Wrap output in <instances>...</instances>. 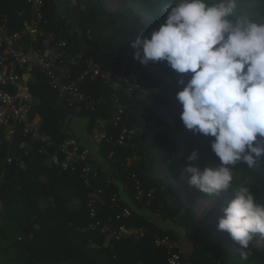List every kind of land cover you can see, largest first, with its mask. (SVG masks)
Instances as JSON below:
<instances>
[{
  "label": "trees",
  "instance_id": "16d2710c",
  "mask_svg": "<svg viewBox=\"0 0 264 264\" xmlns=\"http://www.w3.org/2000/svg\"><path fill=\"white\" fill-rule=\"evenodd\" d=\"M135 1L149 20L134 12L112 10L102 0H44L45 21L41 27L67 37L71 52L82 51L78 69L91 58L111 70L112 77H125L150 91L141 96L134 87L128 92L123 82L113 90L101 78L87 79L80 86L94 99V106L76 110L57 97L43 75L33 73L32 114L40 115V129L52 139L49 153L57 149L68 130L76 137L71 128L73 119H85V129L91 135L99 120H110L116 97L125 106L123 125L134 129V134L122 144H98L97 151L108 166L103 169L90 157L96 174L91 177V185H86L79 166L76 170H62L51 164L46 161L49 153L40 152L41 143L36 141L29 143L25 169L14 161L8 163V157L15 158L22 151L19 144L25 137L18 126L12 138L7 139L0 125V264H166V249L154 244L156 235H169L180 246L188 242L193 248L185 254L188 264H237L235 257L210 241L194 208L181 202L156 173L157 163L161 162L172 178L188 177L190 174H183L188 164L202 169L218 163V157L210 147V139L214 138L182 130L181 105L167 95L171 91L176 96L183 87L177 80L183 75L187 82L191 74H178L164 61L143 65L133 58L132 39L158 29L164 22L161 13L168 0ZM27 9V0H0V18L6 16L10 33L21 29ZM236 14L264 21V0L237 1ZM76 28L83 31L81 36L76 35ZM123 125L107 122V137L115 139ZM194 149L198 159L190 162L187 157ZM258 162L251 169L238 162L232 168L229 191L247 186L254 199L264 204V156ZM115 181L124 186L129 204L118 197ZM135 181L143 189V197H135ZM93 190H100L97 219L107 223V218L112 217V227L144 226L145 235L109 243L97 230L82 231L91 221L87 204ZM114 195L118 206L112 201ZM75 201L79 205H73ZM125 206L131 209V215L122 213ZM242 252L247 253L245 264H264V248L253 241L247 249H241L240 255Z\"/></svg>",
  "mask_w": 264,
  "mask_h": 264
},
{
  "label": "clouds",
  "instance_id": "9594fccd",
  "mask_svg": "<svg viewBox=\"0 0 264 264\" xmlns=\"http://www.w3.org/2000/svg\"><path fill=\"white\" fill-rule=\"evenodd\" d=\"M165 21L131 47L141 64L164 61L178 74L180 119L187 130L210 139L218 163L188 164V183L217 197L232 186V168H255L264 156V21L236 14L237 0H168ZM198 151L187 160L195 162ZM222 209L217 228L247 249L264 236V204L240 186ZM242 258L247 253L242 252Z\"/></svg>",
  "mask_w": 264,
  "mask_h": 264
},
{
  "label": "built area",
  "instance_id": "2783aa9c",
  "mask_svg": "<svg viewBox=\"0 0 264 264\" xmlns=\"http://www.w3.org/2000/svg\"><path fill=\"white\" fill-rule=\"evenodd\" d=\"M29 9L25 10L27 18L22 21L21 29L13 33L8 31L6 16L0 18V125L5 129V137L12 138L19 126L25 137L19 144L22 151L15 157H8L7 162L14 161L20 168L25 169V156L28 155V147L31 141L41 143L42 153L48 154L52 146L50 135L40 129L41 117L32 114L33 96L31 92V77L34 72L43 75L47 85L56 93L67 107L80 110L83 107L93 108L94 99L82 88L85 80L101 78L110 83L113 90H117L120 82L126 85V89L137 88L141 96L149 93V89L141 87L137 83H130L125 77L111 75V70L102 68L91 58L84 61V67L78 69L82 51L73 53L69 48L68 38L59 33L44 31L41 27L43 19L44 0H27ZM77 36L83 31L75 29ZM89 39L92 35L86 31ZM76 71L74 73V69ZM74 73V74H73ZM153 91V90H152ZM157 91V90H154ZM173 102H177L171 91H167ZM114 100V110L110 120H99L97 128L92 133V139L98 145L102 141H114L122 144L134 134V129H129L122 120L125 115V106L119 103V98ZM112 122L114 125H123L119 135L113 139L107 137L105 125ZM182 130L190 132L184 125ZM48 161L62 170H76L79 166V174L86 185H91V177L96 174L95 164L90 160V152L82 146L80 141L67 131L64 140L57 149L47 156ZM135 197L144 196V191L138 181H135ZM100 190H93L88 194V214L91 218L89 224L82 231L97 230L105 236V241L111 243L122 238L139 239L146 233L144 226H126L121 224L112 227V217L107 218V223L97 219L98 198ZM148 197L151 195L148 193ZM118 197L114 195L112 201L118 206ZM122 213L131 215L129 207L122 208ZM120 214L116 215L119 218ZM154 244L166 249V264H188L186 255L177 241L169 235L154 236Z\"/></svg>",
  "mask_w": 264,
  "mask_h": 264
},
{
  "label": "rangeland",
  "instance_id": "374dc122",
  "mask_svg": "<svg viewBox=\"0 0 264 264\" xmlns=\"http://www.w3.org/2000/svg\"><path fill=\"white\" fill-rule=\"evenodd\" d=\"M103 3L112 10H122L137 13L145 20L150 18L142 10L141 6L135 0H102ZM241 2L242 0H237ZM167 10L161 13L163 21H165ZM75 125H73V128ZM158 176L165 180L170 188L175 192L177 198L184 204L194 208L196 217L209 232V239L212 243L217 244L221 250L228 252L235 257L237 264H245L244 259L240 255V245L233 241L229 234L218 230V218L223 216L222 209L227 206L232 199L233 192L223 193L220 196L210 195L198 190L196 187L188 183L187 176H181L177 179L172 178L167 168L161 163H157ZM253 242L264 248V236L256 235Z\"/></svg>",
  "mask_w": 264,
  "mask_h": 264
},
{
  "label": "crops",
  "instance_id": "0c3cea01",
  "mask_svg": "<svg viewBox=\"0 0 264 264\" xmlns=\"http://www.w3.org/2000/svg\"><path fill=\"white\" fill-rule=\"evenodd\" d=\"M73 125H75V127L73 128ZM86 126V121L85 119L78 117L72 120L71 123V128L73 129V131L76 134L77 139L85 146L88 148L89 152H90V157H92V159L95 161V164L100 165L103 169H106L107 162L105 161V158L97 151L98 149V145L94 142V140L92 139V135L91 133H88L85 129ZM46 161H48L46 159ZM41 179H44V176H40ZM116 185L119 187V198L124 201L127 202L129 204V197L126 193V190L124 188L123 185H121L118 181H115ZM73 205L77 206L79 205L78 201H75V203H73ZM181 248L184 251L185 254H189L192 251V246L186 242L183 241L181 243Z\"/></svg>",
  "mask_w": 264,
  "mask_h": 264
}]
</instances>
